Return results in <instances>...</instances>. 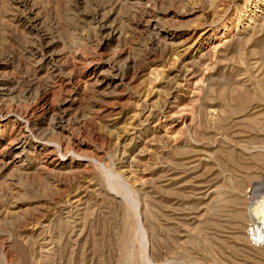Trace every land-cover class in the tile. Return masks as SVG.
Segmentation results:
<instances>
[{
	"label": "rangeland",
	"instance_id": "rangeland-1",
	"mask_svg": "<svg viewBox=\"0 0 264 264\" xmlns=\"http://www.w3.org/2000/svg\"><path fill=\"white\" fill-rule=\"evenodd\" d=\"M257 9L0 0V264H264Z\"/></svg>",
	"mask_w": 264,
	"mask_h": 264
},
{
	"label": "bare ground",
	"instance_id": "bare-ground-1",
	"mask_svg": "<svg viewBox=\"0 0 264 264\" xmlns=\"http://www.w3.org/2000/svg\"><path fill=\"white\" fill-rule=\"evenodd\" d=\"M255 6H256V5H255ZM257 10H258V9H257ZM262 11H264V10H262ZM262 11H259V10H258L257 12H259V13H263ZM255 14H256V13H255ZM255 14H254V15H255ZM263 14H264V13H263ZM256 16H257V15H256ZM254 17H255V16H254ZM143 242H144V240H143ZM145 258H146V257H145ZM147 258H148V257H147ZM147 261H148V260H147ZM149 263H151V262H149Z\"/></svg>",
	"mask_w": 264,
	"mask_h": 264
}]
</instances>
